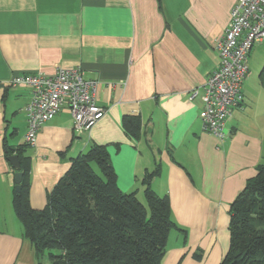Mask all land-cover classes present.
Returning <instances> with one entry per match:
<instances>
[{"label":"crops","instance_id":"1","mask_svg":"<svg viewBox=\"0 0 264 264\" xmlns=\"http://www.w3.org/2000/svg\"><path fill=\"white\" fill-rule=\"evenodd\" d=\"M236 1L0 0V264H51L38 257L15 212L17 170L6 145L25 144L31 97L13 78L52 75L59 66L96 80L106 113L89 131L74 130L67 107L43 125L26 147L31 207L46 206L72 158L104 145L122 191L145 200L149 183L170 197L183 239L161 264H220L230 205L264 163V88L260 73L259 81H244V103L233 109L223 142L204 130L202 99L190 91L218 66L216 43ZM127 115L140 117L133 133Z\"/></svg>","mask_w":264,"mask_h":264},{"label":"trees","instance_id":"2","mask_svg":"<svg viewBox=\"0 0 264 264\" xmlns=\"http://www.w3.org/2000/svg\"><path fill=\"white\" fill-rule=\"evenodd\" d=\"M260 81L264 88V66ZM140 122L138 115L124 119L132 133ZM28 146L6 145V154L19 156L16 170L23 178L13 205L39 258L47 256L51 264L162 263L170 232L183 231L173 218L169 195H158L149 183L145 202L136 192L122 191L107 148L94 144L72 158L46 206L33 209ZM229 232V249L220 264H264V163L231 203Z\"/></svg>","mask_w":264,"mask_h":264},{"label":"built area","instance_id":"3","mask_svg":"<svg viewBox=\"0 0 264 264\" xmlns=\"http://www.w3.org/2000/svg\"><path fill=\"white\" fill-rule=\"evenodd\" d=\"M264 41V0H237L231 21L218 39L219 64L202 88L190 91V99L201 97L200 118L205 131L220 142L228 135L227 121L232 111L244 103L243 83L249 77V55L256 43ZM13 85L27 86L31 97L25 107V143L36 145L43 125L64 107L73 116L77 132L89 131L106 113L96 101L97 81L85 77L80 67L59 66L54 74L42 72L13 78Z\"/></svg>","mask_w":264,"mask_h":264},{"label":"rangeland","instance_id":"4","mask_svg":"<svg viewBox=\"0 0 264 264\" xmlns=\"http://www.w3.org/2000/svg\"><path fill=\"white\" fill-rule=\"evenodd\" d=\"M249 65H250V74L246 79H252V82L259 81V73L261 68L264 66V41L256 43L252 48V52L249 55ZM141 201L145 202L143 196H139ZM180 232L179 230L172 229L169 234L167 249H171L173 247L178 246L183 238H178L177 234ZM184 242V241H183Z\"/></svg>","mask_w":264,"mask_h":264},{"label":"water","instance_id":"5","mask_svg":"<svg viewBox=\"0 0 264 264\" xmlns=\"http://www.w3.org/2000/svg\"><path fill=\"white\" fill-rule=\"evenodd\" d=\"M8 160L12 164V166L15 169H19L21 167L19 156L17 154H13L8 157ZM23 178V173L21 171H17L15 174V180H16V191H19L21 189V181Z\"/></svg>","mask_w":264,"mask_h":264}]
</instances>
